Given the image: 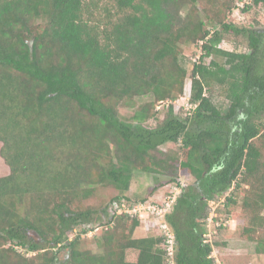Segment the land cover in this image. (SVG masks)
<instances>
[{"label":"trees","instance_id":"obj_1","mask_svg":"<svg viewBox=\"0 0 264 264\" xmlns=\"http://www.w3.org/2000/svg\"><path fill=\"white\" fill-rule=\"evenodd\" d=\"M246 1L243 11L264 8ZM236 7L0 0V155L10 168L0 176V264H167L159 227L135 236L141 217L115 203H138L125 195L134 171L153 175L139 201L147 203L178 169L192 180L177 182L164 217L174 264H217L207 220L210 202L224 196L227 212L240 207L241 235L264 253V28L228 21ZM229 34L247 38L249 50L222 48ZM186 45L200 47L191 70ZM188 77L192 107L176 112ZM143 96L150 100L138 103ZM162 102H170L163 121L146 126ZM122 106L135 109L130 122ZM168 143L178 151L161 153ZM106 187L118 194L88 203Z\"/></svg>","mask_w":264,"mask_h":264},{"label":"rangeland","instance_id":"obj_2","mask_svg":"<svg viewBox=\"0 0 264 264\" xmlns=\"http://www.w3.org/2000/svg\"><path fill=\"white\" fill-rule=\"evenodd\" d=\"M246 1V0H242ZM249 1V0H248ZM237 0V7L229 13L227 20L235 22L238 25H246V26H253L254 28H264V8L263 7H252L247 11L241 10V6H238ZM245 5V2H241ZM240 4V3H239ZM247 38L241 36H235L232 34L226 35L224 40L221 42L220 46L222 48L228 50H242L248 51L247 46ZM200 47L196 46L193 47L192 45L184 46V55H185V62L188 65V69L192 68V60L191 58L197 59L200 56ZM190 88H191V79L190 77L186 80V88L185 93L183 96L179 97L177 100L173 102L174 109L176 112H183L186 113L188 108V99L190 95ZM214 99L217 103L223 104L226 108L227 101L225 98L218 93V91L214 94ZM138 103H143L144 101L150 100V96H143L138 97ZM170 102H162L159 103L155 110L157 114L149 119L145 125L151 128L156 127L159 125L166 114L168 109V105ZM134 110L132 108L127 107H120L119 114L121 118L125 122H130L132 116L134 114ZM2 143H0L1 145ZM1 147V146H0ZM179 144L175 143H168L161 147V153L169 154L170 152L178 151ZM160 152L156 153L158 156H162ZM5 167V173L7 172L9 166L4 163L2 156L0 155V166ZM1 173V172H0ZM3 173V172H2ZM177 181L166 183L164 186L160 187L157 191L154 192L148 198L149 201L153 202H164L168 195L174 193L176 189H181L178 186L177 182H179L182 186L187 185L191 180L192 176L184 170L178 169L177 171ZM154 185V178L152 174L145 173L142 171H134L133 178L131 181V185L129 190L125 193L126 196H129L132 199V202H139L141 198L147 196L149 192V188ZM118 191L106 187V188H99L95 197L91 198L88 203L89 204H97L101 200L109 201L110 198L117 195ZM129 202V201H128ZM127 203V201H126ZM130 204H132L130 202ZM227 207L226 205V198L221 197L216 199L215 201L210 202L209 207V217H212V221L209 222L207 220V233L208 239L211 242H214V252L213 255L216 258L217 264H264V253H258L256 251V242L250 238L244 237L241 235L240 226H242L243 221L240 214V207H231L230 212L225 210ZM143 212V211H142ZM264 214V213H263ZM143 216H141V224L135 231V236H146L150 234L153 230V226L149 224H153V219L151 216H147L145 212H143ZM209 219V218H208ZM151 230V231H150ZM98 228L90 233V236L98 233ZM30 237L34 239H38L37 235L34 232L29 233ZM87 246L91 247L94 251H98V247L95 242H90ZM32 253H30L31 255Z\"/></svg>","mask_w":264,"mask_h":264},{"label":"built area","instance_id":"obj_3","mask_svg":"<svg viewBox=\"0 0 264 264\" xmlns=\"http://www.w3.org/2000/svg\"><path fill=\"white\" fill-rule=\"evenodd\" d=\"M249 1L247 0L246 2L249 3ZM241 2H245V1H241ZM241 2H238V6L242 5L241 7H243L244 5ZM197 59L194 58V60H197ZM188 106L192 107V105L190 103H188ZM180 191H181V189L180 190L176 189L174 193H172L171 195H168L166 197L164 202L163 201L162 202H150L149 201V203L148 202L147 203L146 202L145 203L138 202V203H135L133 205H127L125 203L120 205L118 203H115L117 211L120 213L122 211H126L129 214H131L132 216L133 215H139L140 217L141 216L144 217L143 212H145L147 214V216H151V218L153 219V224H149V225L150 226L155 225V226L159 227L161 234L164 235L166 238V244H167V250H168V256H169L167 264H174L173 256H174L175 234L170 229V227L167 224V222L165 221L164 217H165V214L169 211L173 202L175 201L176 195ZM211 216L208 219L209 222L212 221L213 216L212 217ZM208 225H209V223H208ZM206 235H208V233Z\"/></svg>","mask_w":264,"mask_h":264},{"label":"crops","instance_id":"obj_4","mask_svg":"<svg viewBox=\"0 0 264 264\" xmlns=\"http://www.w3.org/2000/svg\"><path fill=\"white\" fill-rule=\"evenodd\" d=\"M1 143V142H0ZM1 146V145H0ZM3 161H4V159H3ZM4 163H5V161H4ZM6 164V163H5ZM5 167L2 165V166H0V176H6V175H8L9 173H10V168H8V170H7V172L5 173ZM3 172V173H2Z\"/></svg>","mask_w":264,"mask_h":264}]
</instances>
